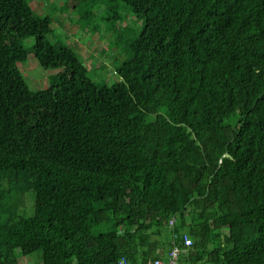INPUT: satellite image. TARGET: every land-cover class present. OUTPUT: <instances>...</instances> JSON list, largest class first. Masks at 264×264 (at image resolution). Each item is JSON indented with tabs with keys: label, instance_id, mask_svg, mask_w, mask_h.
<instances>
[{
	"label": "trees",
	"instance_id": "trees-1",
	"mask_svg": "<svg viewBox=\"0 0 264 264\" xmlns=\"http://www.w3.org/2000/svg\"><path fill=\"white\" fill-rule=\"evenodd\" d=\"M103 2L112 83L32 0H0V264H142L176 246L179 264H264V0ZM32 57L50 86L30 87Z\"/></svg>",
	"mask_w": 264,
	"mask_h": 264
},
{
	"label": "rangeland",
	"instance_id": "rangeland-1",
	"mask_svg": "<svg viewBox=\"0 0 264 264\" xmlns=\"http://www.w3.org/2000/svg\"><path fill=\"white\" fill-rule=\"evenodd\" d=\"M89 2L90 0H85V2H81V6L78 5L76 9L64 12L63 8L65 7L63 6V2L61 0H32L35 10L43 13V15H51L54 17L55 22L52 25L54 31L50 36V39L53 42L65 43L75 49L80 57L84 60L85 64L91 69L92 73L96 71L95 65L99 66L103 63V61L107 63L108 68L106 70L101 72V69L99 68L97 71L98 78L100 77V73L108 74L107 80L109 83H112L114 79H117V76L112 65L110 64L111 62H109V54L113 53L111 47H109L107 43V41H109L107 37L110 36L105 30L102 33V30L106 28V22L103 21L104 18L108 20V12L106 9L110 7L111 10V7L114 5L113 2H103L101 4L91 6ZM85 7L86 10L92 9L95 12V16L91 22H95L97 20L100 21L101 28L96 33H93L89 29L84 30L81 28L89 21H78L77 15L79 16V10H82V8L84 10ZM119 9L121 14L128 10V8L124 7L123 4L119 6ZM125 21L133 23L130 20V17H126V15ZM34 42V37H29L23 41L25 47L29 51L33 50ZM21 70L32 89L50 86L51 81L54 79L55 74L57 73L56 70L42 69L35 57L30 58L27 62L22 64ZM31 204L32 203L30 201L29 205L32 208ZM23 258L25 259H22V264H43L42 257L39 253Z\"/></svg>",
	"mask_w": 264,
	"mask_h": 264
},
{
	"label": "built area",
	"instance_id": "built-area-1",
	"mask_svg": "<svg viewBox=\"0 0 264 264\" xmlns=\"http://www.w3.org/2000/svg\"><path fill=\"white\" fill-rule=\"evenodd\" d=\"M175 225V218L171 219L169 223V229H172ZM184 244L186 248H190L193 245L192 240L187 236L184 235ZM186 250L185 248H179L178 246L174 247L169 255V260L168 261H163L161 259H157L154 261H150L147 263H142V264H179V256L180 253ZM121 264H129L126 260H122Z\"/></svg>",
	"mask_w": 264,
	"mask_h": 264
}]
</instances>
